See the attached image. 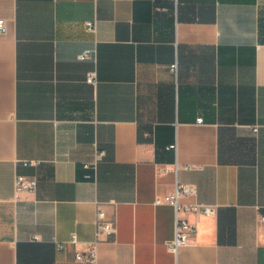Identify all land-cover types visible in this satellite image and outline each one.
<instances>
[{
    "label": "crops",
    "instance_id": "1",
    "mask_svg": "<svg viewBox=\"0 0 264 264\" xmlns=\"http://www.w3.org/2000/svg\"><path fill=\"white\" fill-rule=\"evenodd\" d=\"M0 19V264H264V0H0ZM177 182L216 213L185 215L175 255L157 199ZM100 210L116 233L94 247Z\"/></svg>",
    "mask_w": 264,
    "mask_h": 264
},
{
    "label": "built area",
    "instance_id": "2",
    "mask_svg": "<svg viewBox=\"0 0 264 264\" xmlns=\"http://www.w3.org/2000/svg\"><path fill=\"white\" fill-rule=\"evenodd\" d=\"M87 28L89 31L95 30V24L94 23H88ZM7 32V23L5 19H0V33H6ZM88 55V52H85L81 59H85ZM178 69L177 63L171 66V70L176 73ZM95 74H91L90 77L87 79L89 83H94L95 81ZM199 124L202 123V120L200 119L198 121ZM187 169H192L193 167L187 166ZM179 170V165L176 164L174 168V172L177 173ZM170 169L165 166L161 169V172H168ZM17 185V192H21L24 190L33 191L35 190V182L25 179L24 177H17L16 181ZM196 195V188L193 185L189 184H181L176 183L174 191L164 197V198H158L157 204L166 203L168 205H171L174 208L175 212V231L174 236L171 241L168 242V248L169 250L177 255L178 251L186 246L189 241L196 236L197 234V226L194 223H191L185 218V215L188 214H197V215H203V216H212L216 213V208L213 206L200 204V203H190V204H184L182 203V199L190 196ZM262 222H264V215L261 219ZM116 233L115 225L106 220L105 212L100 210L97 214V221H96V241L93 243L94 247L101 242H104L105 240L102 239L103 236L109 237L111 235H114ZM71 243H78L75 236L72 237ZM77 258L80 261H91L94 262L96 258V254L94 249L91 250L89 253L83 254L79 253L77 255Z\"/></svg>",
    "mask_w": 264,
    "mask_h": 264
}]
</instances>
